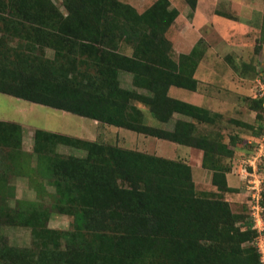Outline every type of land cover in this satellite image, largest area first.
Returning <instances> with one entry per match:
<instances>
[{
    "label": "trees",
    "instance_id": "obj_1",
    "mask_svg": "<svg viewBox=\"0 0 264 264\" xmlns=\"http://www.w3.org/2000/svg\"><path fill=\"white\" fill-rule=\"evenodd\" d=\"M185 1L195 10L199 0ZM63 6L65 13L53 0H0V93L200 149L217 191L199 193L184 162L38 129L34 150L38 171L55 187L52 210L43 203L13 209L0 175V264H261L253 217L217 198L239 192L229 185L231 168L223 160L235 152L220 137L200 134L194 122L216 124L224 116L169 95L171 87L198 91L203 39L173 58L167 32L179 11L169 0L142 14L120 0H63ZM123 72L147 94L122 88ZM136 101L161 123L181 118L171 131L149 126ZM263 104L262 97L251 106L259 121ZM258 128L264 132V123ZM22 144V126L0 121V168ZM59 144L88 155H61ZM53 211L72 216V228H48ZM3 225L31 228L34 249L9 245Z\"/></svg>",
    "mask_w": 264,
    "mask_h": 264
},
{
    "label": "rangeland",
    "instance_id": "obj_2",
    "mask_svg": "<svg viewBox=\"0 0 264 264\" xmlns=\"http://www.w3.org/2000/svg\"><path fill=\"white\" fill-rule=\"evenodd\" d=\"M120 1L142 14L157 0ZM169 1L170 8L179 11L177 19L167 32V37L172 42L173 58L178 60L179 55L187 52L193 44L200 39L204 41L200 46L204 55L196 72V78L200 81L198 91L176 89L182 91L184 101L195 98L197 105L224 116L225 119L216 124L194 122L200 134L220 137L235 152L232 157L223 160L231 168L227 175L228 183L239 192L218 194L217 198H225L235 213L250 218L253 213V191L248 188V181H255L259 185L261 203L264 194V132H258L259 125L264 123V104L263 109L259 110L261 121L257 120V111L251 107L254 99H264V83L261 79V74L264 73V0H199L195 10L185 0ZM53 2L66 12L63 0ZM223 15H231L233 20ZM180 44L185 46L182 48ZM259 45L262 49L258 52ZM107 52L116 51L107 49ZM122 52L132 55V49L127 46L122 47ZM47 56L52 57L53 52L47 50ZM119 81L124 89L147 94L145 88L136 85L130 73H121ZM135 104L144 113V122L149 126L171 131L176 120L181 118L176 114L169 123H161L151 113L149 106L138 101ZM229 119L248 123L255 129L236 126ZM0 121L20 124L23 129L22 149L15 150L11 157H6L5 167L0 168L3 185L12 193L9 195V205L13 209L20 204L43 203L46 209L52 210L51 194L55 192V187L38 171L39 159L34 150L35 132L38 129L184 162L192 168L193 180L199 193L217 191L212 183L213 173L202 166L203 151L194 147L110 126L3 93H0ZM232 137H236L235 145L231 143ZM55 151L64 156L84 158L88 155L85 148L68 144H59ZM245 168L248 174L243 172ZM262 207L261 219L254 223L257 230L254 243L261 257V250L264 249V206ZM73 219L70 215L53 211L47 226L67 231L72 228ZM1 234L13 247L34 249L35 238L31 228L3 225Z\"/></svg>",
    "mask_w": 264,
    "mask_h": 264
},
{
    "label": "built area",
    "instance_id": "obj_3",
    "mask_svg": "<svg viewBox=\"0 0 264 264\" xmlns=\"http://www.w3.org/2000/svg\"><path fill=\"white\" fill-rule=\"evenodd\" d=\"M245 174L248 172L247 169L243 171ZM248 174V173H247ZM248 188L253 191L252 195V205L251 209L253 213L251 216L253 217L254 222L258 221V219H261V214L263 212L262 203L260 202L262 199L261 195V189L259 185L254 181H248ZM258 185V186H257ZM262 257H261V264H264V249L261 250Z\"/></svg>",
    "mask_w": 264,
    "mask_h": 264
},
{
    "label": "crops",
    "instance_id": "obj_4",
    "mask_svg": "<svg viewBox=\"0 0 264 264\" xmlns=\"http://www.w3.org/2000/svg\"><path fill=\"white\" fill-rule=\"evenodd\" d=\"M197 44V42L195 43V44H193V46L186 52L185 50H183V51H185V52H183V53H181V54H188V53H190L191 51H192V49L194 48V46ZM180 47H182L183 48V46H185V45H179ZM130 76V75H129ZM179 89H181V88H179ZM179 89H176V87H171L170 88V90H169V95L171 96V97H173V98H176V99H179V100H182V101H184L183 100V98L181 97V92L182 91H178ZM179 94V95H178ZM195 99V98H194ZM192 100V99H190V100H185L186 102H188V103H192V104H195V105H197V103L195 102V100ZM199 106H202V105H199ZM177 118V117H176ZM231 186V185H230ZM232 187V186H231Z\"/></svg>",
    "mask_w": 264,
    "mask_h": 264
}]
</instances>
